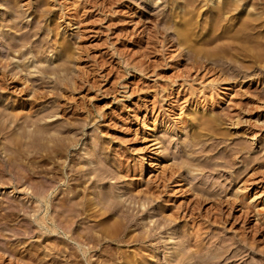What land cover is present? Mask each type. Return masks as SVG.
<instances>
[{
    "label": "rangeland",
    "instance_id": "obj_1",
    "mask_svg": "<svg viewBox=\"0 0 264 264\" xmlns=\"http://www.w3.org/2000/svg\"><path fill=\"white\" fill-rule=\"evenodd\" d=\"M24 2L35 7L46 2L51 15L35 20L21 11L18 4L0 0V26L3 28L0 29L3 32H15L20 36L33 26L36 33L33 32L32 40L41 42L45 38L46 41L37 47L38 50L35 47L29 50L31 42L15 49L0 43V52L4 53L0 56L4 64L1 68L9 75L5 76L6 80L1 79L6 84L2 82L0 86V264H25V257L34 254L42 260L49 259L45 250L51 247L50 252L60 255H56L57 261L62 260L58 264H149L145 261L149 251L155 253V264H173L169 259L173 250L181 243L184 248L190 244L182 236L183 230L195 226L197 221L198 226H203L205 237L206 228L215 223L206 231L209 234L206 241L218 236V239L230 238L232 242L236 240L237 248H240L245 242L242 237L252 236L248 237L250 240L245 242V247L242 245L244 250L246 248L245 262L262 258L258 249H264V0ZM14 12L20 17L16 18L18 14ZM73 14L78 16L79 23L68 28L66 24ZM13 17L19 21L16 28L10 27L9 19ZM50 24H58L55 28L59 31L58 38L63 29H68L64 37L74 40L73 50H63L53 41L48 28ZM76 31L79 36L75 35ZM19 49L26 52L25 56H20ZM35 58L40 63L35 62ZM54 61L62 64L56 70L58 73L45 71L44 75L40 72L28 75L25 71L29 62L44 69L49 63L54 67ZM18 62L24 67L23 71L15 67ZM12 71L19 72V76L22 74L23 79L27 77V82L18 79L14 85L10 78ZM0 77L3 76L0 74ZM47 80L51 84H44ZM52 82L55 85L53 90ZM210 82L217 87L209 86ZM228 83L232 87L230 93L221 88ZM201 107L205 109L200 111ZM39 108L43 113L36 116L34 113ZM193 108L203 115L210 112L221 114L215 125L199 128L200 137L197 138L187 134L198 123L192 120ZM229 111L235 120L233 123L227 122L229 119L223 115ZM37 123L52 125L48 134H41L44 139L45 136L46 140L53 137L49 139L53 144L52 140L62 138L68 146L61 147L56 143L57 151L46 145V140L31 137L32 140L30 134L34 136ZM254 132L256 138L251 139ZM16 135L21 138H14ZM74 137L78 140L73 146V142H69ZM100 138L105 141L103 150L106 154L95 152L101 144ZM155 138L161 146L159 153L152 145ZM143 153L146 154V165L144 174L138 179V169H134V175L129 168L141 162ZM107 155L113 157V166L109 167L112 173L106 176L105 184L93 188L91 195L96 198L98 190L114 186L111 201L121 202L120 207L129 210L131 215L128 224L123 228L120 225L118 230L113 226L122 215L121 211L114 213L110 222L113 226L107 230L94 226L95 221L89 216L73 213V200L78 199L73 192L74 161L79 162L76 167L82 162L92 170L101 167L103 161L110 163ZM180 156L191 164L187 163L178 170L176 162L181 160ZM115 157L120 158V173L114 169L120 167H116ZM171 170H176L173 177L169 176ZM120 174L122 177L118 176ZM193 174L198 177L194 181L191 180ZM142 179L145 183L141 182ZM139 180L140 185L146 184L147 188V180H150V187H157L152 188L154 191L161 190L162 201L138 194L137 190L146 188V185L145 188L139 185ZM38 181L42 182L43 188L36 184ZM128 181L132 182L131 187L136 185L134 191L129 187L131 192L127 190ZM198 181L205 186V192L201 194L208 188L217 194L210 196L207 191L209 195L200 196L199 203H195L201 194L191 190V186ZM39 188L47 192L45 198L38 194ZM194 193L199 194L198 197L194 195L197 198L193 197ZM240 195L253 197V200L250 198V203L245 205ZM144 200L147 205L141 206ZM160 201L165 208L164 214L159 213ZM183 208L187 212L191 210L194 217L197 213L195 221L188 219V213V223H183L182 216L187 213ZM174 209L182 214L177 223H171L169 228L164 225V229L159 223H156L158 229L154 227L156 219L162 221L163 215L168 216L175 212ZM213 213H224L229 221L215 222L217 216L212 219ZM73 214L76 215L74 225ZM150 215L155 217L150 219ZM180 224L186 226L181 230ZM90 232L96 238L85 239L81 246L73 240V233L87 236ZM141 232L151 235L142 243L133 241L131 237ZM252 241L255 242L251 245ZM247 245L253 246L252 249ZM74 248H85L87 252L83 254L80 249L79 256L73 258ZM262 259L264 261V257ZM192 260L186 263L193 264Z\"/></svg>",
    "mask_w": 264,
    "mask_h": 264
},
{
    "label": "bare ground",
    "instance_id": "obj_2",
    "mask_svg": "<svg viewBox=\"0 0 264 264\" xmlns=\"http://www.w3.org/2000/svg\"><path fill=\"white\" fill-rule=\"evenodd\" d=\"M6 1V0H5ZM7 1H10L12 4H14V5H16V4H18V6L19 7H22V9H20L21 11L22 10H24L25 11V13H26V15L27 16H31L33 19H39V18H46L47 16H49V14H50V12H51V9H49V8H47V5H46V2H45V5H46V7H45V5H43V6H40V5H42V4H40L39 6H36L35 7V5H32L31 3H25L24 1L25 0H7ZM44 1V0H43ZM73 2H74V0H73ZM76 3V2H75ZM10 4V3H9ZM63 4V3H62ZM81 4V3H80ZM38 5V4H37ZM54 5H55V3H54ZM17 6V7H18ZM49 6V5H48ZM57 6V5H56ZM11 8H13V7H11ZM15 9H18V8H15ZM14 10V9H13ZM17 11V10H16ZM60 11V10H59ZM53 12V11H52ZM15 13V15L16 14H18V13H16V12H14ZM19 13H20V11H19ZM55 13V12H54ZM23 14V13H22ZM64 14V13H63ZM71 14V13H70ZM51 15V14H50ZM71 16V15H70ZM20 17V15L18 14V15H16V18H19ZM58 17H60V16H58ZM61 17H62V15H61ZM61 17H60V19H61ZM72 18H70L69 20H68V22H67V24L66 25H68V28H70L71 26H73V25H75V24H78L79 23V21L77 20V17L78 16H76L75 14H73L72 16H71ZM14 18V17H13ZM13 18H10L9 20H11V25H10V27H12V28H16L17 27V25L19 24L18 22L19 21H16L15 20V18L13 19ZM69 18V17H68ZM8 20V21H9ZM10 22V21H9ZM35 22V21H34ZM3 24V23H2ZM4 25V24H3ZM34 26H35V23L33 24ZM57 25L58 24H50V25H48V28H49V30H50V33H51V38L53 37V41L55 40L56 41V43H58V46H60L63 50H73V47L75 46L74 44H73V42L72 41H74V40H72L71 41V39L69 40L67 37H64V35H65V33H67L68 32V29L66 30V29H63V31H61V37H59L58 38V34H59V31H56L55 30V28L57 27ZM80 25V24H79ZM79 25H77V27L79 26ZM39 27H41V26H38V28L37 29H40ZM0 28H1V26H0ZM36 28V27H35ZM1 29H3V28H1ZM0 29V30H1ZM14 30V29H13ZM73 30V29H72ZM78 30V29H77ZM4 30H1L0 32H2V33H0V43L2 42V43H6L7 44V46L10 48V49H15V48H17V47H20V46H22V47H24L23 45H28V42L30 43V44H32V45H30V48H29V50L31 49V50H33L34 49V47H35V49L37 48V47H39V46H42V43H44V41H45V38L43 39V40H41V42H40V40H32V35H33V32L35 31L34 30V27L32 26L31 28H28L27 30H24L23 31V33H21V35L19 36V35H15L14 33L15 32H12L13 34H10V33H8L7 34V32L5 33V32H3ZM14 31H16V29L14 30ZM77 32L78 31H76V34L75 35H77ZM35 33H36V31H35ZM34 33V34H35ZM38 33V32H37ZM49 33V34H50ZM3 34V35H2ZM9 35V40L7 41V42H5L6 40H7V36ZM47 35V34H46ZM32 36V37H31ZM77 36H79V34L77 35ZM50 37V36H49ZM76 37V36H75ZM52 40V39H51ZM46 42V41H45ZM48 42H50L49 40H48V37H47V43ZM52 42V41H51ZM54 43V42H53ZM52 43V44H53ZM77 43V42H76ZM74 45V46H73ZM8 50V49H7ZM6 50V51H7ZM37 50H38V48H37ZM67 52V51H66ZM25 51H23L22 49H19V54H20V56H25ZM2 55H4V53H2V52H0V56L2 57ZM27 56H29V55H27ZM26 56V57H27ZM32 56V55H31ZM70 56V55H69ZM0 57V58H1ZM63 59V58H62ZM65 59V58H64ZM12 60V59H11ZM26 60H27V58H26ZM38 58H37V60H36V58H35V62H37V63H40V62H38ZM60 60H61V58H60ZM71 60V59H70ZM29 61V60H28ZM66 61V60H65ZM54 62H56L55 64V66L54 67H51L50 66V64L52 65V63H49V65L47 64L46 65V67L44 68V69H42V67L40 68V66L38 67V65L37 64H33L34 62H29V64H28V70H25L27 73H28V75H34V73H36V72H40V73H43V75H44V72L46 71H48V72H51V73H55L56 72V70L58 69V67L59 66H62V64L61 65H59L60 63H57V61H54ZM53 62V63H54ZM58 62H59V60H58ZM62 62V61H61ZM64 62V61H63ZM62 62V63H63ZM24 63H26V62H24ZM4 64L2 63V60L0 59V74H1V76H3V77H0V86L2 87V82L4 81H2L1 79L2 78H4L5 79V76H9V75H7V73L5 72V70H3V68H1L2 66H3ZM21 64L18 62V63H16L15 64V67H17V69L19 68L21 71H23L24 70V67L22 68L21 66H20ZM64 65V64H63ZM64 67V66H63ZM61 68V67H60ZM63 69V68H62ZM18 71V70H17ZM13 72V71H12ZM6 73V74H5ZM9 73V72H8ZM18 73L19 72H13V75L11 74L10 75V78L12 79V83L15 85V84H17L16 83V81L18 80V79H23V76H22V74L19 76L18 75ZM56 73H58V72H56ZM27 76V75H26ZM50 79V78H49ZM6 80V79H5ZM9 80V79H8ZM24 82H27V77H24ZM43 80V79H42ZM45 81V80H44ZM44 81H43V83H44ZM52 81V80H51ZM48 82V85L49 84H51L50 83V80L48 81H46L44 84H46ZM4 83V82H3ZM53 83V82H52ZM6 83H4V85H5ZM42 84V83H41ZM209 86L211 85V86H213V87H215L216 86V84L214 83V82H210L209 84H208ZM39 86V85H38ZM41 86V85H40ZM208 86V87H209ZM223 87H221L222 89H224L225 91L226 90H231L232 89V87H231V84L230 83H228V84H224V85H222ZM0 87V88H1ZM49 87V86H48ZM217 87V86H216ZM51 88H52V90H53V88H55V85H54V83H53V85H51ZM214 89V88H213ZM221 89V90H222ZM51 90V91H52ZM225 91H223V93L225 92ZM35 93V92H34ZM41 93V92H40ZM39 93V94H40ZM229 93H230V91H229ZM228 93V94H229ZM40 96V95H39ZM42 96V95H41ZM34 97V96H33ZM39 98V97H38ZM202 109H200V111L202 110H204L205 109V107H201ZM233 108V107H232ZM41 108H39V109H37L36 110V112L34 113V114H36V116H37V114H40L41 115V112L43 113V111H42V109L40 110ZM194 109V108H193ZM192 109V110H193ZM17 110V109H16ZM43 110H45V109H43ZM195 110V109H194ZM197 110V109H196ZM194 111V113H193V115H192V120L193 121H195V120H197L198 121V123H197V125L196 126H194L193 128H191V129H189L188 130V133L187 134H189L190 136H193V137H195V138H197L198 136H199V131H198V129L199 128H204V127H208V126H211V124H214L219 118H221L220 116H221V114H219L218 112L217 113H207V114H205V115H203V114H199V111ZM199 110V109H198ZM9 111V110H8ZM11 111V110H10ZM234 111V110H233ZM16 112V111H15ZM40 112V113H39ZM209 112V111H208ZM17 114H18V112H17ZM25 114V113H24ZM33 114V113H32ZM54 114V113H53ZM52 114V115H53ZM231 114H232V112L231 111H229L228 113L226 112V113H224L223 115H225L229 120L227 121V122H232V116H231ZM234 114V113H233ZM236 114H237V112H236ZM12 115H13V113H12ZM23 115V114H22ZM30 115V114H29ZM202 115V116H201ZM15 116V115H14ZM34 116V115H33ZM239 116V115H238ZM27 117V116H26ZM29 117V116H28ZM223 117V116H222ZM236 117V116H235ZM33 118V117H32ZM224 118V117H223ZM17 119V118H16ZM27 119V118H26ZM225 119V118H224ZM29 120H31V119H29ZM71 121V120H70ZM221 121V120H220ZM235 120H233V122H234ZM219 122V121H218ZM232 122V123H233ZM263 122V121H262ZM74 123V122H73ZM231 123V125H233ZM38 124V123H37ZM36 124V130L37 131H35V134H34V136L33 135H31L30 134V138L32 137L34 140H46L47 139V137L45 136V138L46 139H44V137L43 136H41V134H45V133H49L50 131H51V123L49 124H47L46 126L45 125H40V124H38L37 125ZM71 124V123H70ZM73 125V124H72ZM215 125V124H214ZM237 126V125H236ZM38 127V128H37ZM55 127V126H54ZM211 128V127H210ZM36 132H39L38 133V135H36L37 133ZM199 132V133H198ZM43 134V135H44ZM29 135V134H28ZM256 133L254 132V133H252V135H250V138L251 139H255L256 138ZM17 136L18 135H16V137H14V138H17ZM24 137H26V136H24ZM28 137V136H27ZM50 138H48V140H46L45 142H46V145H48L49 147H53L54 149H56L57 151H58V149H57V147L60 145L61 147H62V145H67V144H64L63 142H62V138H59L57 141L56 140H52L53 141V144H51L52 142H51V140H49V139H53V137H51V136H49ZM200 137V136H199ZM20 138H21V136H20ZM19 138V139H20ZM31 138V139H32ZM158 138V137H157ZM18 139V138H17ZM18 139V140H19ZM32 139V140H33ZM69 139V138H68ZM73 139V138H72ZM77 139V138H76ZM75 139V137H74V139H73V141H70L69 142V140L67 141V143L69 142L70 144L72 143L73 144V146L74 145H76L77 144V140ZM14 140V139H13ZM100 140V146H99V148H97V149H95V152L98 154V152L99 153H101V152H104V146H105V144H104V142L102 141L103 139H99ZM158 139H156L155 138V142H154V140H153V143H152V145H153V147L156 149V151L158 152L159 151V148L161 147V146H159L158 144H159V141H157ZM51 143H50V142ZM197 141V140H196ZM200 142L202 141V140H199ZM37 142V141H36ZM47 142H49V143H47ZM58 142H60V144L58 143ZM56 143H57V145L58 146H56ZM198 144V143H197ZM44 145H45V143H44ZM68 146V145H67ZM49 147H47L48 149H49ZM61 149V148H60ZM108 148L106 147V151H108L107 150ZM155 152V151H154ZM105 153V152H104ZM159 153V152H158ZM106 154V153H105ZM107 154H108V152H107ZM230 153H228V155H229ZM232 155V153L230 154V156ZM107 157L110 159V161H108V162H110V163H106V162H104L103 161V164H102V166L101 167H97V168H95V169H92V170H90L89 169V167L87 166V165H85L84 163H82L81 162V165H79V166H77L76 167V165L75 164H77V161L75 160L74 162V164H73V180H74V182H73V192H74V194L75 195H77V198H74V199H77L76 201L75 200H73V213H75L76 214V212H77V214L79 215H81V214H84V215H86V216H89L90 218H92L95 222H94V226H98V227H101L102 228V230H107L106 228H108V227H110L111 225H112V223H110L111 222V219L113 218V215H114V213H117L118 211H121V212H123L122 213V215L121 216H119V218L117 219V220H115L114 221V225L116 226H113V228H117V227H121V228H123V225H127L128 224V222H129V220L131 219H129V217L131 216H129V210H125V209H123L122 208V206L120 207V204H121V202H118V200L117 201H115L114 199H112V200H114V201H111V197H112V189L114 190V186H110L109 185V187H106V189L105 190H98L97 191V196H96V198L95 197H93L94 195H91V191L93 190V188L94 187H96V186H98V185H100V184H105L104 182H105V179H106V176H109V175H111V173H112V169L111 168H109V167H112L113 166V157L112 156H110V155H107ZM158 157H159V155H158ZM184 158V157H183ZM181 159V156H180V159L181 160H184V159ZM115 159V162H117V166L116 167H119L120 166V164L119 163H121V162H119L120 161V158L118 157H115L114 158ZM141 162L138 164V162H136L137 164H136V166H134V168L133 167H130L129 168V172H131L132 174H134V173H136L135 172V170L136 169H138V174H140V176H138V179H140L141 178V175H143L144 174V168H145V163H146V154L145 153H143L142 154V156H141ZM181 160H178L177 162H176V166H177V169L178 170H180V169H182V168H184L185 167V165L187 164V163H189V164H191V161H189V162H186L185 160L184 161H182L181 162ZM112 162V163H111ZM86 163V162H85ZM78 164H79V162H78ZM77 164V165H78ZM122 165V164H121ZM121 166L119 167V168H115L114 167V169L115 170H117V171H119V173H120V171H121ZM135 169V170H134ZM189 170H191L190 168H188ZM175 171L176 170H171V172H170V174H169V176L170 177H173V175L175 174ZM180 172V171H179ZM26 173V172H25ZM93 174V175H89V174ZM135 175V174H134ZM119 177H122V174H120V175H118ZM175 176V175H174ZM196 175H192L191 176V180L192 181H194L195 179H197L196 177H195ZM124 177V176H123ZM164 178V177H163ZM38 179V178H37ZM36 179V180H37ZM145 180V179H144ZM143 179L141 180V182H143V183H145V181H144ZM200 180V179H199ZM53 181V180H52ZM150 180H147V184L149 183V188H147V185L145 186L144 184L143 185H140V180H139V185L142 187H144L145 188V190H142V189H139V190H137L138 191V194L139 193H142L143 194V196L144 197H150L152 200H154V199H158V198H160V195H161V193L162 192H159V191H161V190H157V189H155V190H157V191H154L153 189L154 188H157V187H154L153 188V186L152 187H150V182H149ZM46 182V181H45ZM55 182V181H54ZM199 182V181H198ZM193 183V185L191 186L192 188H191V190H193L194 192H198V193H200L201 194V192L202 191H204L205 192V190H204V188H205V186H203L204 184H202V186H201V183L199 182V183ZM36 183V182H35ZM131 181H128V184H127V190H128V187L130 188V190H135L134 188H137V187H135L134 186V184H132V187H131ZM36 184H39V186L41 187V188H43L42 186V182H39L38 181V183H36ZM35 184V185H36ZM125 184V185H126ZM142 184V183H141ZM129 185V186H128ZM139 186V187H140ZM157 186V185H156ZM38 187V186H37ZM201 187H203L202 189H201ZM41 188H39V189H41ZM124 188H126V186L124 187ZM153 188V189H152ZM208 188V187H207ZM198 189V190H197ZM45 189H41V190H38V194L39 195H41L42 196V198H45V194L47 193L46 191H44ZM122 190H123V188H122ZM126 190V191H127ZM130 190H128V191H130ZM196 190V191H195ZM12 191H14V189H12ZM125 191V190H124ZM126 191H125V193H126ZM207 191H208V193L210 194V196H211V194L212 195H215V194H217L216 192H214V191H210V188H208L207 190H206V193H207ZM210 191V192H209ZM15 192V191H14ZM46 192V193H45ZM131 192V191H130ZM203 192V194H201V195H199L198 193V195H199V198H197L198 197V195H196L195 193L194 194H192L193 195V197L194 198H197L196 199V202L195 203H199V199L202 197V195H205L206 193H204ZM33 193V192H32ZM124 193V192H123ZM122 193V194H123ZM150 193V195L149 196H147L146 194H149ZM35 194H37V193H35ZM114 194V193H113ZM209 194H206L207 196L209 195ZM121 195V194H120ZM197 196V197H195V196ZM256 195V194H255ZM114 196V195H113ZM133 196V195H132ZM142 196V195H141ZM201 196V197H200ZM241 196V195H240ZM247 196V195H246ZM244 197V196H241V198L243 197L244 199L242 200V202H243V204H245V202H246V204L245 205H247V204H249L250 203V200L252 199L253 200V197H250V196H247V197ZM193 197L191 196V198L193 199ZM213 197V196H212ZM237 199L239 198L238 197V194H237ZM189 198H190V196H189ZM225 198H227L226 196H225ZM224 198V199H225ZM241 198H240V202H241ZM251 198V199H250ZM41 199V198H40ZM146 199V198H145ZM162 199H164V197L162 198ZM192 199H191V202H192ZM160 200H161V198H160ZM203 200V199H202ZM235 200V199H234ZM133 201H135V200H133ZM145 201V200H144ZM162 201V200H161ZM160 201V202H161ZM166 201H167V199H166ZM195 201V200H194ZM221 201V200H220ZM229 201H231L232 202V200H229ZM138 202V201H137ZM136 202V203H137ZM143 202V201H142ZM164 202V201H163ZM188 202V201H187ZM216 202H218V201H216ZM234 202V201H233ZM139 203V202H138ZM190 203V202H189ZM200 203H202V202H200ZM229 203V202H228ZM239 203V202H238ZM142 205L141 206H144V205H147L146 204V201L145 202H143V203H141ZM161 204H162V202H161ZM160 204V206H159V210H160V214L163 212V214H164V211H165V208H164V205L162 204L161 205ZM178 204H180V203H178ZM182 204V203H181ZM180 204V205H181ZM217 204V203H216ZM231 204V203H230ZM256 204V203H255ZM166 205V204H165ZM182 205H184V204H182ZM185 205H187V203L185 204ZM192 205V204H191ZM190 205V206H191ZM195 205V204H194ZM193 205V206H194ZM199 205H201V204H199ZM199 205H198V207H199ZM232 205H233V203H232ZM241 205V204H240ZM253 205V204H252ZM77 206V207H76ZM79 206V207H78ZM176 206V205H175ZM189 206V208H191ZM197 206V204L195 205V207ZM221 206V205H220ZM238 206V205H237ZM254 206H256V205H254ZM41 207V206H40ZM146 207V206H145ZM166 207H167V205H166ZM184 207V206H183ZM218 207V206H217ZM42 208V207H41ZM173 208V207H172ZM171 208V209H172ZM175 208V207H174ZM187 208V207H186ZM194 208V207H193ZM256 208V210H257V207H255ZM179 209H181V206H180V208ZM184 209V208H183ZM188 209V208H187ZM186 209V210H187ZM216 209H218V208H216ZM243 209V208H242ZM37 210V209H36ZM144 210V209H143ZM175 210V212H173L172 210V212L171 213H169V215L168 216H165V215H163L164 216V219L162 220V221H160V222H157V219L154 221V223L153 224H155L156 225V223H159V226L161 225H163L162 227L163 228H161V229H164V227L165 226H167L168 227V225H170L171 223H173V222H175V223H177L178 222V219L181 217V215L182 214H179L178 212L176 213V209H174ZM185 210V209H184ZM185 210V211H186ZM191 210L193 211V209L191 208ZM191 210L189 211V212H187L186 214L184 213L183 214V220H184V224H187L188 222L186 221L187 219H186V217H188V213H189V215H190V217L188 218L189 220H192V221H195V217H197L198 215H197V213H196V215H195V217L193 216V213L191 212ZM197 210V209H196ZM198 210H199V208H198ZM222 210V209H221ZM220 210V211H221ZM39 211V210H38ZM169 211H170V208H169ZM216 211V210H215ZM219 211V212H220ZM259 211V210H258ZM37 212V211H36ZM180 212V211H179ZM191 212V213H190ZM200 212L201 211H198V214H200ZM241 212V211H240ZM244 212V211H243ZM182 213V212H181ZM216 213H217V211H216ZM216 213L214 214L213 213V216H214V218H212V219H215V215H216ZM221 213V212H220ZM219 213V214H220ZM228 213V212H227ZM227 213H226V215H227ZM259 213V212H258ZM257 213V215L259 216V214ZM57 214V213H56ZM60 213H58V215H59ZM76 214V215H77ZM168 213L166 212V215H167ZM211 214V213H210ZM219 214L218 215H216L217 216V218L215 219V222H222V223H225L226 221H229L228 220V218H227V216H225L224 215V213H222L223 214V216H221L222 214H220V216H219ZM243 214V213H242ZM245 214V213H244ZM76 215H74L73 214V218H74V216H75V218H76ZM247 215V214H246ZM57 216V215H56ZM61 216V215H60ZM162 216V215H161ZM202 216V215H201ZM228 216H230L229 215V213H228ZM41 217V216H40ZM115 217H117L116 216V214H115ZM153 217H155L154 215H150L149 216V218L150 219H153ZM233 217V216H232ZM43 218H44V216L41 218V220H40V224H42L41 222H42V220H43ZM55 218V217H54ZM75 218L73 219V225H74V222H75ZM199 219H200V217H198ZM230 218H231V216H230ZM40 219V218H39ZM202 219V218H201ZM234 219V218H233ZM262 219V218H261ZM145 220V219H144ZM207 220V219H206ZM236 220V219H235ZM69 221V220H68ZM149 221H152V220H149ZM152 221V222H153ZM177 221V222H176ZM144 222V221H143ZM147 222V221H146ZM198 222V221H197ZM197 222H195L196 223V225L195 226H192L191 225V227L190 228H188L187 227V229L186 230H183V232H182V236H184V239L186 240V238H187V243H189V241H190V244H188V247L185 249L184 247H181V245H184V244H182L181 242H183V241H178L179 242V244L181 243V245H175V247L177 246V247H179V248H175L176 250H173V253L170 255L172 258H170L169 257V259H172V260H170V261H172V262H174L173 264H187L186 262L187 261H189L190 260V262H191V260L193 261V264L194 263H196V264H239V263H241V264H263L264 263V261H263V257H264V249L262 250H259L258 249V252H260V254L263 256L262 258L259 256V255H257V256H259L260 257V259H257L256 258V260H255V258L253 259V260H250L251 262H245V256H247V254H246V248H245V250H244V248H242V242H240L239 240V242L242 244L241 246H239L240 248H237L238 246V244H236L235 243V241L236 240H234L233 242L230 240V238H227L228 240H230V241H228V240H226L225 238H220V239H218L219 238V236L218 235H215V236H218V238H216L215 237V239H218V240H215V239H212V240H209L210 238H211V236H210V238H208L207 240H209V241H206L205 239H206V237H207V235H208V237H209V234L208 233H206V231L209 229V228H211V227H213V226H211L212 224H215V223H211V225H210V223H209V225L211 226H209L208 227V229L206 228V230H205V234H207L206 235V237L204 236V232L202 231L203 230V226L201 225V226H198L199 224L197 223ZM207 222V221H206ZM214 222V221H213ZM234 222V221H233ZM259 222H260V220H259ZM264 222V221H263ZM47 223V222H46ZM45 223V224H46ZM145 223V222H144ZM149 223V222H148ZM151 223V222H150ZM149 223V224H150ZM182 223V222H181ZM190 223V222H189ZM192 223H194V222H192ZM218 223V224H219ZM222 223H220V224H222ZM242 223V222H241ZM262 223V222H261ZM57 224V223H56ZM65 224V223H64ZM148 224V225H149ZM198 224V225H197ZM219 224V225H220ZM255 224V223H254ZM49 225V224H48ZM121 225V226H120ZM165 225V226H164ZM181 225V224H180ZM190 225V224H189ZM206 225V224H205ZM256 225V224H255ZM94 226H93V228H94ZM150 226V225H149ZM148 226V227H149ZM152 226V225H151ZM154 226V225H153ZM152 226V227H153ZM184 226H186V225H183V227ZM216 226V225H215ZM214 226V227H215ZM264 226V225H263ZM126 227V226H125ZM155 228L157 227V225L156 226H154ZM181 227H182V225H181ZM181 227H179V228H181ZM183 227L181 228V230L183 229ZM217 227H218V225H217ZM262 227V226H261ZM51 228V227H50ZM121 228H119V229H121ZM169 228V227H168ZM168 228H167V230H168ZM218 228H220V227H218ZM157 229H158V227H157ZM185 229V228H184ZM222 229V228H221ZM237 229V228H236ZM261 229V228H260ZM56 230V229H55ZM90 230H91V228H90ZM117 230H118V228H117ZM153 230H154V228H153ZM179 230V229H178ZM181 230H179L180 231V233H181ZM210 230V229H209ZM213 230H215V228L213 229ZM218 230V229H217ZM67 231H69V230H67ZM89 231V230H88ZM93 231V230H92ZM251 231V230H250ZM258 230H256V231H254L255 233L257 232ZM109 232V231H108ZM119 232H121V231H119ZM143 232H145V231H143ZM149 232H151V231H149ZM214 232V231H213ZM213 232H210L209 231V233H213ZM220 232V231H219ZM253 232V233H254ZM101 233V232H100ZM118 233V232H117ZM215 233H216V230H215ZM245 233V232H244ZM243 233V234H244ZM138 234V233H137ZM178 234V233H177ZM222 234V233H221ZM248 234V233H247ZM150 235H151V233L149 234V233H139L137 236H135V237H131L132 238V240L133 241H141V243H142V241H145L148 237H150ZM180 234H178L177 236L178 237H182ZM233 235V234H232ZM45 236V235H44ZM186 236V237H185ZM240 236H241V234H240ZM245 236V235H244ZM242 237V241L244 242V240H245V242L246 243H249V240L250 239H248V237L250 238H252V236H248V237ZM99 237V236H98ZM117 237V236H116ZM130 237H128V238H130ZM172 237V236H171ZM171 237H169L170 238V240H171ZM174 237V236H173ZM212 237L214 238V236L212 235ZM232 237V236H231ZM234 238H235V236H233ZM254 237H255V235H254ZM254 237H253V239H254ZM95 239L96 238V236H95V234L93 233V232H90L89 233V235H87V236H85V235H83L82 233H77V234H74L73 233V240L75 241V242H77L78 244H80V246L81 245H83L82 243H83V241L85 240V239ZM130 238V239H131ZM87 239V240H88ZM126 239V238H125ZM232 239V238H231ZM252 239V240H253ZM119 240V239H118ZM175 240V239H174ZM233 240V239H232ZM240 240H241V238H240ZM167 241V240H166ZM176 241V240H175ZM175 241H173V242H175ZM256 241H257V239H256ZM46 242V241H45ZM168 242V241H167ZM169 242H171V241H169ZM245 242H244V245H243V247H245L246 245H245ZM254 242L255 241H252V242H250V244L251 243H253L254 244ZM184 243V242H183ZM238 243V242H237ZM240 243H239V245H240ZM12 244V243H11ZM45 244H47V243H45ZM49 244H51V243H49ZM165 244H168V243H165ZM172 244V243H171ZM176 244H177V242H176ZM208 244V245H207ZM236 244V246H234V247H232L233 245H235ZM256 244V243H255ZM21 245V244H20ZM168 245H170V243L168 244ZM249 245V244H248ZM247 245V247L249 248V249H252V247L253 246H248ZM258 245V244H257ZM260 245V244H259ZM258 245V246H259ZM17 246V245H16ZM46 246H48V245H46ZM53 246V245H52ZM79 246V247H80ZM174 245H172V247H173ZM261 246V245H260ZM9 247V246H8ZM11 247V246H10ZM50 247V246H49ZM169 247V246H168ZM168 247H166V248H168ZM256 247V246H255ZM15 248V247H14ZM20 248V247H19ZM34 248V247H33ZM174 248V247H173ZM172 248V249H173ZM205 248H207V250H205V252L203 251ZM259 248V247H258ZM10 249V248H9ZM26 249V248H25ZM24 249V250H25ZM29 249V248H28ZM46 249V248H45ZM47 249H49L48 247H47ZM51 249H52V247L49 249L50 251H51ZM81 249V251L83 252V254H85L86 252H87V249H85V248H80ZM79 248H74V250H73V258H77V256H79V253H78V251L80 250ZM169 249H171V248H169ZM41 250V249H40ZM47 251V250H45V253H46V255L45 256H50V257H48L49 259H47L45 256V258L46 259H43V260H48L47 262H44L43 260H42V258L41 257H34L35 256V254H34V256L33 255H29V256H26L25 257V259H24V257H22L24 260H23V262L25 263V264H58L59 262L61 263V261L59 260V261H57L58 260V257L56 256V255H58L56 252H50V251ZM54 250H55V246H54ZM61 250V249H60ZM59 250V251H60ZM144 250V249H143ZM164 250V249H163ZM255 249H253V251H254ZM256 250H257V248H256ZM10 251H12V250H10ZM26 251V250H25ZM24 251V252H25ZM34 251V250H33ZM47 251V252H46ZM145 251V250H144ZM148 251V250H147ZM170 251V250H169ZM252 251V250H251ZM250 251V252H251ZM171 252H172V250H171ZM170 252V253H171ZM257 252V253H258ZM27 253V252H26ZM44 253V252H43ZM44 253V254H45ZM248 253V252H247ZM145 254V253H144ZM147 255H145V257H148V259L147 260H145L146 258H144V256H143V258H144V260L145 261H147L149 264H155V262H156V259H155V253H153L152 251H149V252H147L146 253ZM254 254H256V253H254ZM9 255V254H8ZM13 255H15V254H13ZM26 255V254H25ZM42 255V254H41ZM11 257H12V255H10ZM38 256V255H37ZM59 257H60V255H58ZM67 256L68 255H66V258H67ZM169 256V255H168ZM252 256V255H251ZM256 256V257H257ZM20 257V256H19ZM43 257V256H42ZM70 257V256H69ZM139 257V256H138ZM255 257V256H254ZM21 258V257H20ZM41 258V259H40ZM136 258V257H135ZM168 258V257H167ZM249 258V257H248ZM248 258H247V260H248ZM251 258V257H250ZM68 259V258H67ZM15 260V259H14ZM41 260L43 261V262H41ZM69 260V259H68ZM131 260H132V258H131ZM143 260V261H144ZM65 261V260H64ZM63 261V262H64ZM74 261H76V259L74 260ZM136 261V260H135ZM249 261V260H248ZM12 262V261H11ZM21 262V261H20ZM68 262V261H67ZM69 263V262H68ZM63 264H66V263H63ZM189 264V263H188ZM191 264V263H190Z\"/></svg>",
    "mask_w": 264,
    "mask_h": 264
}]
</instances>
